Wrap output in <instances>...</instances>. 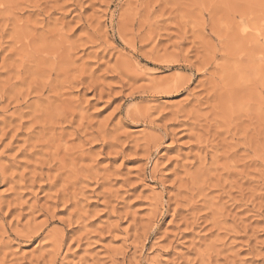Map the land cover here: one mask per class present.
I'll return each mask as SVG.
<instances>
[{
  "label": "rangeland",
  "instance_id": "obj_1",
  "mask_svg": "<svg viewBox=\"0 0 264 264\" xmlns=\"http://www.w3.org/2000/svg\"><path fill=\"white\" fill-rule=\"evenodd\" d=\"M0 264H264V0H0Z\"/></svg>",
  "mask_w": 264,
  "mask_h": 264
},
{
  "label": "bare ground",
  "instance_id": "obj_2",
  "mask_svg": "<svg viewBox=\"0 0 264 264\" xmlns=\"http://www.w3.org/2000/svg\"><path fill=\"white\" fill-rule=\"evenodd\" d=\"M176 89V88H175Z\"/></svg>",
  "mask_w": 264,
  "mask_h": 264
}]
</instances>
